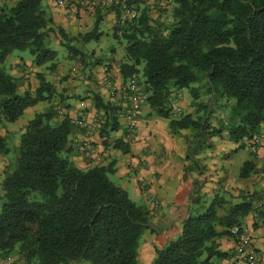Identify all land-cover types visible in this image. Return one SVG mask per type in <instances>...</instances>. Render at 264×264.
I'll return each mask as SVG.
<instances>
[{"label": "trees", "instance_id": "1", "mask_svg": "<svg viewBox=\"0 0 264 264\" xmlns=\"http://www.w3.org/2000/svg\"><path fill=\"white\" fill-rule=\"evenodd\" d=\"M44 1L0 5L1 125L17 122L40 103L50 105L56 95L42 71L34 93L19 91L18 79L6 68L14 52L29 51L34 67L51 73L58 67L54 37L61 38L70 57L84 55L63 29L55 27ZM140 1L120 0L114 6L119 23L133 5L140 10ZM171 3L173 19L167 27L153 24L145 9L116 27L115 35L120 32L127 42L128 62L120 70L123 87L136 75L151 114L167 120L176 91L187 89L197 99L205 89L210 100L198 105L199 112L212 113L210 104L220 101L230 111L228 126L210 136L226 132L231 142L245 148L242 142L253 140L264 129V0ZM101 21L98 18L93 31L81 35L84 43L102 36ZM94 96L98 112L109 113L101 136L110 138L120 129L119 118L99 94ZM57 116L50 105L26 124L14 150L15 160L0 177V259L16 255L24 264H140L141 239L152 227L149 210L110 179L114 162L87 170L74 164L68 153L80 130L69 117L57 121ZM170 127L174 133L196 128L198 140L202 131L191 115L171 120ZM6 140L0 136V155L9 156L12 149ZM115 148L130 152L122 140L115 141ZM255 170V163L247 161L240 177L248 178ZM191 198L181 234L156 248L152 264H223L231 258L218 241L230 236L233 227H242L253 202L227 207L224 198L207 199L200 191Z\"/></svg>", "mask_w": 264, "mask_h": 264}, {"label": "crops", "instance_id": "2", "mask_svg": "<svg viewBox=\"0 0 264 264\" xmlns=\"http://www.w3.org/2000/svg\"><path fill=\"white\" fill-rule=\"evenodd\" d=\"M10 2L15 5L18 0H10ZM74 2L77 3V0H74ZM53 3V0H46L45 9L52 16L56 28L63 29L69 36L90 33L88 32L90 27L87 26L93 19L91 17L93 13L90 8L80 6L73 8L69 6L68 2H66L65 6L60 7ZM88 9L89 11H87ZM100 27L99 33H102V36L97 41L101 43L106 39L111 42L112 32L107 31L106 33L102 25ZM54 40L56 45H61L60 37H54ZM12 55L8 58L7 65H9L8 62ZM125 55L126 50H120L116 61L105 56L98 58L99 55H95L100 63L96 66V71H93L97 73V83L94 85L89 84L87 79L88 81L85 84L88 86L85 88L86 90L90 89V91L85 93L86 99L84 100H76L75 94L81 93L82 87L75 89L71 79L68 85L62 86L64 92L69 91L67 93L70 97L69 104L74 109L71 113L76 111L75 109L80 111L81 108V116L84 115L87 119L88 128L81 127L80 131L75 132L76 135L74 134V137L88 136L94 148L93 157L85 158L80 153L79 148L71 142L68 156L78 168L83 170L95 165L115 163V172L111 176L115 183L128 192L132 201H135L138 205L145 206L150 212L152 227L142 238L139 259L140 264H152L156 256V248H163L168 242L181 234L183 221L186 219L188 207L192 203L191 197L196 192L202 191L203 195L206 196H212V193L222 196L225 191H230L233 194V191L241 189L245 192L246 188L247 192H250L253 187L258 189L259 182H254L252 178H249L250 176L245 179L241 178V182L234 181L235 172L232 171L231 167L233 162L231 155L244 149L249 152V157L245 162L253 161L258 170H264V147L262 146L258 153L253 155L247 147H233L230 145L231 141L226 139L222 142L215 137L212 139H218L217 142L220 143V149L218 151H209L207 160L203 161V165H201L203 156L194 155L190 150L189 146L192 138L187 133V129L180 130V140L177 141L176 137L170 134V130H167L170 122L162 117H156L157 114L148 113L150 109L148 105H146L148 107L144 106L139 114L138 130L133 141H127L125 138V109L124 115L119 118L120 129L113 132L110 138L102 137L101 132L98 131V127L100 128L101 125L99 126L94 118L95 114H98V110L96 109L95 101L91 98V90L99 93L104 102L110 104L112 109L115 108L120 93L113 96L111 87H115L117 91H120L124 86L125 79L121 74L120 67L127 62ZM32 60L26 61L19 56L13 61L12 65H9L11 75L18 79L21 93L26 91L34 93L40 86L38 79L40 70L34 67ZM110 65L112 67H109ZM64 68L63 64L60 69ZM81 79L84 80V77H81ZM81 83L83 84V82ZM31 85L32 89L29 87ZM44 105L47 104L40 103L28 108L25 114L29 115L31 120L39 112H33V110L44 108ZM31 110L33 112L32 115L30 114ZM22 118L15 123H6L0 126V136L7 139L6 141L13 151L14 147L9 141L16 138V146H18V139L24 133V128L27 124L26 121L18 125ZM102 125L104 126L105 123ZM113 136L127 144L130 152L124 154L120 149L115 148V143L112 141ZM71 138L73 141V136ZM198 143H200V140ZM176 145H179V148H176ZM6 161L9 164V156L0 155V176H3L7 170L4 167ZM240 164L241 162L238 161L237 166L239 167ZM197 167L202 170H195ZM236 173L238 172L236 171ZM238 175L240 178V173ZM237 193L235 192V194ZM214 196L216 197V195ZM220 249L227 251L224 246L220 247ZM262 250H264V247Z\"/></svg>", "mask_w": 264, "mask_h": 264}, {"label": "rangeland", "instance_id": "3", "mask_svg": "<svg viewBox=\"0 0 264 264\" xmlns=\"http://www.w3.org/2000/svg\"><path fill=\"white\" fill-rule=\"evenodd\" d=\"M54 1L55 0H53V2ZM119 1L120 0H111L110 5L106 7H100V6L86 7L82 4H78L74 2V0L67 1L69 3V6H72L73 8H77L78 6H80L83 8H90L92 10L93 15H91V17L93 19L91 20L89 24L90 26L87 25L88 27H90V29H88V32H92L94 29V25L96 21L98 20V18H102V21L100 22V24L102 25L106 33L107 31L112 32V40L110 42L105 39L101 43H99V41L96 42V40H94V41H91L90 43H84L81 37V35H84V34H78L76 36L75 35L69 36L72 38V41H71L72 45L78 47L81 50V52L84 53L83 56L73 55V57L69 56L71 53L68 51L66 47L62 45L58 46L56 44L53 45V48L58 51V61H57L58 67L56 71L51 73L47 71L45 68H41L38 70L42 71L41 73L44 74L46 78L56 88V95L54 97L53 102L50 105L54 106L55 111L58 113V116L56 117L57 121H62L65 118V116L69 117L71 120H78L84 117V115L81 116L82 114L81 108H80V111L78 109H75L76 111H73L71 113V111L74 109H73V106L69 104L70 97L67 94L69 93V91L67 90L64 92L62 90L64 89L62 88V86L68 85V82L71 79L72 84L74 85L75 89L82 87L80 90L81 93H79L78 95L75 94V96L77 97L76 100L86 99L85 93H89L90 89L86 90L88 85H86L85 82L89 80V84H92V85L97 83L98 76H97V73L93 71L94 70L96 71V66L98 65L99 61H97V58L95 57V55H99V57L97 56L98 58L105 56L106 58H111L116 61V59L118 58V52L120 50L121 51L126 50L125 48H126L127 42L125 39L122 38V36L120 35V32L119 33L117 32L118 36L115 35L116 27L124 25L125 24L124 21L126 22L131 21L133 18L139 17L143 9L149 12V14L151 15L154 21L153 24L155 25H157V23L159 22L167 27L170 25L173 19L172 12L174 9V4L171 3V0H141L138 4L140 5L139 7L140 10H137L135 6L133 5L131 7L132 11H130V13L127 12L123 14L122 22L119 23L120 20H117L115 9H114V6H116ZM3 4L12 5L10 0H0V5H3ZM44 4H46V1H44ZM87 11H89V9ZM126 55H125V60L128 62ZM19 56L24 58L26 61H30L33 59L29 51H16L10 58V61L8 62V64L12 65L13 61L17 59ZM59 61L65 62L63 63L65 67L64 69H60V67H62L63 64ZM9 65L6 64L7 69H9ZM109 67H112V66L110 65ZM81 77H84V80H82ZM81 82H83V84ZM198 86L200 85L199 84L194 85V87H198ZM29 87L32 89V85ZM83 88L84 90H82ZM91 94H92L91 95L92 100L95 101L94 95L99 94V93L93 92L91 90ZM209 100H210V97L206 94L205 89L200 90L199 95L197 96V99H194L190 91L187 89H184L182 91H176L171 97V104H170L171 105L170 107L171 108V111H170L171 119H168L169 122L171 120L179 121L185 116L191 115L196 121L201 123L202 131H201V134H199L200 143H198L199 141L197 137L198 135L196 136L199 130H197L196 128L187 129V133H189L190 138H192L190 141V146H189L190 150L192 151L194 155L203 156V159H201V165H203V161L207 160V157H208L207 153L209 151H212V150L218 151V149H220V143L217 142L218 139L219 141H222V142H224L226 139L229 140L226 132H223L222 134L215 136L218 138L217 140L212 139L215 137L210 136V134L213 133L214 130L221 129L222 127L228 126L230 111L224 105V102L220 101L219 102L220 104L218 103L212 104L210 102L211 103L210 108L212 110V113L210 112L209 114L206 115L204 111L199 112L197 110L198 105L201 103H204V104L208 103ZM50 105L49 104L44 105V108H37L36 110H33V112L35 111H39L38 113L45 112L48 110ZM113 109H114L113 115H116L118 118L122 117L124 115L125 101L120 100L118 98V102L115 104V108ZM33 112L31 110L30 114L32 115ZM148 113L151 114L150 109ZM156 117H158V115ZM94 118L95 120H97V124L99 126L101 125L100 128L98 127V131L100 132L104 131L102 124L110 121L109 113L100 111L98 112V114H95ZM29 120H30L29 115L25 114L23 118L21 119V122H19L18 125H21L22 123H25L26 121L28 123ZM9 124H12V123H9ZM0 126H2L1 121H0ZM77 129L81 130L82 128L77 126ZM167 130H170V134L175 136L177 141L180 140V134H179L180 130H177V132L174 133V131H172L170 127V123H169V128H167ZM110 135H113V133H111ZM115 137L116 136H113V140H112L114 143L115 141H117V138ZM257 137H260L262 140V144L260 148L262 146L264 147V129H262L261 133H259ZM20 138L21 137H19V139ZM15 139L14 140L10 139L9 141L10 144L14 147V150H16L17 148L16 146L17 143ZM251 141L252 140L242 142V144H244L245 147H247L248 150H250L249 143ZM178 144L180 145V143ZM179 145H176V148H179ZM230 145L235 147V146H240L241 143L237 144V143L231 142ZM15 155H16L15 151L10 153L9 164H7V161H6V164L4 165L5 168H8V167L10 168L12 166V163H13L12 161L15 160ZM248 157H249V152L244 149H241L238 152L233 153L231 155V160L234 162V163L233 162L231 163L232 165L231 167H232V171L235 172L234 174L235 182H241V177L239 178L238 173H240L242 169L241 166H243V163ZM238 161L241 162L239 167L237 166ZM236 171L238 173H236ZM111 176L112 175H110V179L115 183L114 179ZM249 178H252L254 182H257V181L259 182L258 189L253 187L251 188L250 192H247V188H246V192L242 191L241 189V190L233 191V194L230 191L228 192L225 191L222 194V196H220L219 194H215V193H212V196L204 195L206 196L207 199H212V197H215L214 195L224 198L226 201L227 207L230 206V204L241 203L244 200H249L253 202V209L250 215L244 220L242 227H240L242 229V232H245L247 234V244H249V246L247 247V246L240 245L237 236L234 235L232 232L230 236L220 239L218 241L219 246L220 247L224 246V248L227 249V251L231 254V258L229 260H225L224 262H222L223 264H250V262H248V255L250 254L251 251H254V253L256 254L257 256L256 261H258V264H264V250H262L264 247V208L260 210H256L255 208L259 203L264 202V186H263L264 170L263 169L258 170L256 168V170L251 174ZM235 192H238V193L235 194ZM201 194L203 195L202 191H201ZM1 205H3L2 198H0V209L2 207ZM140 206H143V205H140ZM142 241L143 240L141 239V242ZM240 249H241V252H239ZM7 260L9 264H24V262L20 260L19 257L16 255H12L11 257H8ZM82 264H88V263H82Z\"/></svg>", "mask_w": 264, "mask_h": 264}, {"label": "built area", "instance_id": "4", "mask_svg": "<svg viewBox=\"0 0 264 264\" xmlns=\"http://www.w3.org/2000/svg\"><path fill=\"white\" fill-rule=\"evenodd\" d=\"M66 0H55L54 3L57 6L63 7L66 5ZM111 0H77V3L82 4L86 7L91 6H100V7H106L110 5ZM130 13V11H128ZM112 92L111 94L114 96L117 95V93H120V100L125 101V138L127 141H133L136 137L135 134H137L138 130V118L139 114L144 106L147 105L148 102V96L144 93L142 87L138 83V78L136 75H134L130 81V83L126 87H122L120 91H117L115 87H111ZM62 114V112H61ZM72 123L82 127V128H88L87 127V120L85 117H82V119L78 120H72ZM262 144V140L260 137H255L250 143H249V149L252 153H258L259 148ZM74 145L79 148L80 153L85 158H92L94 153V148L92 145V142L88 136L83 137H76L74 139ZM256 210H260L264 208V202L259 203L256 207ZM231 232L237 236L240 245L242 246H249L247 244V234L245 232H242V229L238 226H235L231 229ZM241 252V249L239 250ZM257 256L254 253V251H251L248 255V262L250 264H258ZM0 264H9L7 259H0Z\"/></svg>", "mask_w": 264, "mask_h": 264}]
</instances>
